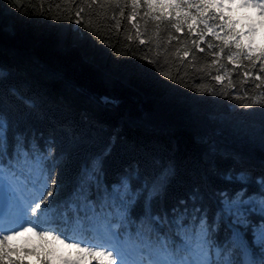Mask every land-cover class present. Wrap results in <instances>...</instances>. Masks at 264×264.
<instances>
[{
  "label": "trees",
  "instance_id": "trees-1",
  "mask_svg": "<svg viewBox=\"0 0 264 264\" xmlns=\"http://www.w3.org/2000/svg\"><path fill=\"white\" fill-rule=\"evenodd\" d=\"M56 4L61 7L56 8ZM240 4L225 0L229 9L211 11L230 19L236 31L243 32L240 11L256 14L250 8H240ZM78 5L84 8L79 17ZM115 11L121 20L119 32L109 27L114 23L109 18L113 9L107 6L101 11L84 5L83 0L68 4L63 0H19V4L16 0H0V114L11 126L10 145L12 134L20 133L46 157L45 166L54 172L62 188L58 199L71 197L81 204L89 197L97 201L103 198L106 186L123 177H128L134 188L155 182L158 195L138 193V201L126 213L121 210L118 218V231L127 230L125 239L130 245L146 240L149 234L154 245L161 233L171 238L172 228L165 224L158 232L142 219L148 198L154 214L165 215L174 207L185 206L191 212L195 207L212 225L222 207V194L231 197L242 189L247 194L257 192L256 181L264 176V110L241 109L231 99L194 91L201 81L193 84L195 74L190 70L185 78L187 86L166 79L156 66L140 58L148 47L155 51L156 38L140 45L127 20L119 17L118 9ZM124 11L127 16L131 9ZM145 11L146 6L139 9L141 15ZM181 11L197 14L195 7ZM214 23L223 24L224 20H209V24ZM126 27L128 32L123 30ZM147 27L146 40L152 35L154 23L149 21ZM184 27L181 33L162 30L161 48L167 46L174 52L179 45L177 41L165 45L167 33L172 31L184 38L187 25ZM255 33L252 47L264 48V20ZM126 35L133 40L125 39ZM205 40L220 43L211 36ZM240 40L246 46L244 36ZM200 56L203 59L197 66L204 59L209 63L212 59ZM168 59L178 63L171 56ZM210 71L215 74L214 69ZM172 75H176L174 69ZM203 83L220 88L208 77ZM93 168L97 179L90 180ZM241 174L248 178L246 184L236 179ZM73 192L77 194L73 196ZM249 215L253 225L260 222L258 208ZM237 230L240 238L235 258L260 264L261 249L250 227L221 221L213 239L221 246H231L230 238ZM24 235L7 242L11 260L45 264L47 259L49 264H62L61 257H76V250L60 241L42 240L32 232L29 240H24ZM58 248L66 253L57 254ZM30 256L35 257V263ZM134 258L140 259L139 253ZM2 264H9V258ZM84 264H96V260L88 256Z\"/></svg>",
  "mask_w": 264,
  "mask_h": 264
},
{
  "label": "snow or ice",
  "instance_id": "snow-or-ice-1",
  "mask_svg": "<svg viewBox=\"0 0 264 264\" xmlns=\"http://www.w3.org/2000/svg\"><path fill=\"white\" fill-rule=\"evenodd\" d=\"M69 2L73 0H63L64 4ZM16 3L19 4V0ZM224 3L225 0H196L195 4L189 3V0H83V4L89 8L96 6L101 11L105 6L112 8L109 18L114 23L109 27H114L117 32L121 30V20L117 19L115 11L118 9L119 17L127 20L140 45L150 44L155 37V51L148 47L140 58L156 66L160 75L166 79L173 83L185 82L187 86L185 78L190 70L195 74L193 84L195 80L201 81L193 88L194 91L231 99L241 109L264 110V48L245 46L240 40L241 36L252 35L254 27L248 33L237 32L230 19H225L222 14L217 16L211 11L219 8L222 13ZM142 6L147 8L143 15L139 12ZM240 6L258 8L260 15L264 17V0H242ZM52 7L50 4L49 11ZM55 7L60 8L61 5L56 4ZM128 7L131 11L125 16L124 10ZM193 7L197 9L196 15L191 11H181L182 8ZM40 8L43 14V4ZM83 11L84 8L78 5L76 16L79 17ZM96 15L99 16L100 13ZM137 17H140L139 21ZM55 18L54 16L53 19ZM209 20H224V23L209 24ZM149 21L154 23V28L152 35L146 40L143 37L148 33ZM75 22L79 24L80 19ZM185 25L187 28L184 38L172 31L167 33L164 44L171 45L172 41H177L179 45L174 52H169L167 46L161 48L159 34L162 30L174 29L175 33H181L185 32ZM123 30L128 32L127 27ZM206 36H211L220 43L206 42ZM125 39L132 41L133 37L126 35ZM200 54L212 57L210 63L204 59L197 66L199 60L203 59ZM160 56L164 59L156 58ZM169 56L178 63H170ZM257 67V71H252ZM181 68L185 71L181 72ZM173 69L175 76L172 75ZM210 69L215 70L214 75ZM205 77L219 84V90L206 86L203 83ZM10 131L9 122L0 114V192L6 198L4 207L0 208V264L6 257L9 258V264H21L18 260L10 259L11 250L7 242L28 232L35 233L42 240L51 238L75 249L76 258L73 259L71 254L67 258L61 257L62 264H84L88 256L96 260V264H255V261H245L234 256L239 247V230L233 232L231 246L215 243L213 235L219 223L225 220L230 226L240 225L252 229L262 253L260 264H264V176L256 181L258 190L255 194H247L244 189L231 197L222 194V207L217 212L218 219L212 225L208 224L206 214L195 207L191 212L185 206L174 207L165 215L154 214L151 199L148 198L142 219L147 220L158 232L167 224L172 228L171 238L167 233H161L153 245L149 234L146 240L130 245L125 239L127 230L124 233L118 231L121 210L126 213L138 201V193L148 192L149 197L158 195L159 186L155 182L151 186L145 183L134 188L130 179L123 177L115 184L106 186L104 196L98 197V202L90 197L83 204L71 197L58 199L62 188L58 186L54 172L45 166L46 157L43 153H38L23 134L13 133L10 145ZM92 172L89 179H97L95 168ZM236 179L242 184L248 181L243 174ZM76 194L72 193L73 196ZM179 203L185 204L184 201ZM257 208L261 220L253 225L249 213ZM135 253H139L140 259L134 258ZM45 264H49L47 259Z\"/></svg>",
  "mask_w": 264,
  "mask_h": 264
},
{
  "label": "rangeland",
  "instance_id": "rangeland-1",
  "mask_svg": "<svg viewBox=\"0 0 264 264\" xmlns=\"http://www.w3.org/2000/svg\"><path fill=\"white\" fill-rule=\"evenodd\" d=\"M232 1L233 2H229V3H235V2H237L236 0H232ZM238 1L242 2V0H238ZM226 7L228 9L229 6H226ZM240 8H242V7H240ZM253 9L257 12V14L255 13L256 16L257 15L261 16L260 15V10L258 8H253ZM261 17H258L257 19H260ZM238 19H239V22L243 26V32L244 33H248L249 32V29L252 28V27L255 28V32H256V30L259 27V25H261L263 23L262 20H261V22H257L255 16L248 15V14H244V13H240V15H238ZM263 19H264V17H263ZM255 32L252 35H244V41L246 43V46H248V45L254 46V38L256 36V33ZM30 235H31V232H28L24 236H21V238H23L24 240H29ZM55 251L59 255H62L63 253H66V251L64 250V248H58ZM74 255H76V254H74ZM72 258L75 259L76 257H72ZM30 260L33 263H35V257L30 256Z\"/></svg>",
  "mask_w": 264,
  "mask_h": 264
},
{
  "label": "water",
  "instance_id": "water-1",
  "mask_svg": "<svg viewBox=\"0 0 264 264\" xmlns=\"http://www.w3.org/2000/svg\"><path fill=\"white\" fill-rule=\"evenodd\" d=\"M5 204V195L4 193L0 192V208H3Z\"/></svg>",
  "mask_w": 264,
  "mask_h": 264
}]
</instances>
